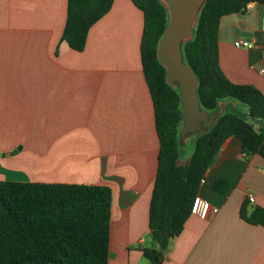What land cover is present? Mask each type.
<instances>
[{"label":"crops","instance_id":"1","mask_svg":"<svg viewBox=\"0 0 264 264\" xmlns=\"http://www.w3.org/2000/svg\"><path fill=\"white\" fill-rule=\"evenodd\" d=\"M66 9L67 0H0V180L108 186V264H146L143 251L159 248L148 227L158 139L139 55L143 15L114 0L78 52L61 40ZM263 26L256 2L221 17L218 56L229 80L264 94ZM204 179L198 196L217 212L191 214L159 264H264V226L239 215L243 202L247 214L264 209V159L231 136ZM217 179L224 192L213 189Z\"/></svg>","mask_w":264,"mask_h":264},{"label":"trees","instance_id":"2","mask_svg":"<svg viewBox=\"0 0 264 264\" xmlns=\"http://www.w3.org/2000/svg\"><path fill=\"white\" fill-rule=\"evenodd\" d=\"M114 0H67L61 40L75 50L85 47L89 29ZM143 15L139 45L141 70L153 104L158 139L157 166L148 208L149 233L158 249H145L149 264H159L170 238L178 236L192 214L194 198L213 158L231 136L243 153L264 159V94L251 84L235 83L219 66L218 32L221 17L244 12L264 0H205L193 36L181 44V59L195 74L199 106L217 120L194 133L188 161L178 162L179 127L183 123L180 93L166 82V68L157 58V42L169 23L161 0H130ZM229 99L247 112L228 111ZM234 107V106H233ZM256 122H259L256 125ZM213 189L224 192L217 179ZM241 219L264 226V209L254 207ZM111 189L105 185L0 180V264H108Z\"/></svg>","mask_w":264,"mask_h":264},{"label":"water","instance_id":"3","mask_svg":"<svg viewBox=\"0 0 264 264\" xmlns=\"http://www.w3.org/2000/svg\"><path fill=\"white\" fill-rule=\"evenodd\" d=\"M161 1L168 8L170 18L157 42L156 55L166 68V82L175 83L180 93L183 112L180 135L184 137L189 132L202 133L203 127H210L217 120L218 111L210 115L199 106L196 94L198 80L192 69L182 61L180 47L193 36V29L205 0Z\"/></svg>","mask_w":264,"mask_h":264},{"label":"rangeland","instance_id":"4","mask_svg":"<svg viewBox=\"0 0 264 264\" xmlns=\"http://www.w3.org/2000/svg\"><path fill=\"white\" fill-rule=\"evenodd\" d=\"M229 100H231L230 102L233 103L234 107L232 105H230L228 107V111L234 112V111L237 110V111L241 112L243 105L238 103V102L233 101L232 99H229ZM210 115H212V114H210ZM180 130H181V127H179V138H178V153H179L178 162L180 164H184V163H186L188 161V158H187L186 154L187 153L190 154V152L193 149V141L191 140V137L193 136V134L192 133L188 134V137L184 138V137H181ZM23 158H24V160L29 161V162L32 161V160L41 159V158L29 157V156H25ZM26 171L28 173V170H26ZM38 173L41 174V176L39 177L40 179H43V180L44 179H46V180L48 179V173L46 171L45 172L42 171V172H38ZM26 175H27V178H29V179L38 178V177H32L33 176L32 173H29V174H26ZM142 262H145L147 264V260L146 259H143ZM141 264H143V263H141Z\"/></svg>","mask_w":264,"mask_h":264},{"label":"built area","instance_id":"5","mask_svg":"<svg viewBox=\"0 0 264 264\" xmlns=\"http://www.w3.org/2000/svg\"><path fill=\"white\" fill-rule=\"evenodd\" d=\"M261 34L264 37V26H263V28L261 30ZM236 44L240 45V46H250V44H248L247 42H245L243 40H240V39L236 41ZM258 72L264 77V68L263 67H260L258 69ZM204 181H205L204 177L201 178L200 185L203 184ZM247 199H248V201L253 202L254 197L252 195H248ZM210 209L213 212H217V208L216 207H211L207 200L201 198L198 195L194 198L193 204H192V208H191L192 214H195V215H197V216H199L201 218H205L206 215H207V212Z\"/></svg>","mask_w":264,"mask_h":264}]
</instances>
